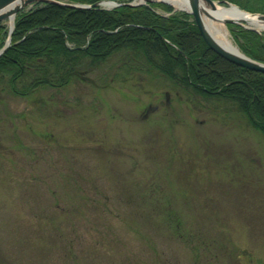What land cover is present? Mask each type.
<instances>
[{
    "label": "rangeland",
    "instance_id": "374dc122",
    "mask_svg": "<svg viewBox=\"0 0 264 264\" xmlns=\"http://www.w3.org/2000/svg\"><path fill=\"white\" fill-rule=\"evenodd\" d=\"M122 53L3 94L0 264H264V134Z\"/></svg>",
    "mask_w": 264,
    "mask_h": 264
},
{
    "label": "trees",
    "instance_id": "16d2710c",
    "mask_svg": "<svg viewBox=\"0 0 264 264\" xmlns=\"http://www.w3.org/2000/svg\"><path fill=\"white\" fill-rule=\"evenodd\" d=\"M36 1L15 15L13 29L0 21V100L4 93L29 96L42 87H62L84 78L108 56L123 52L130 69L158 74L191 102L224 100L264 134V72L237 65L208 47L192 15L149 1L111 8L100 0ZM264 13V0H218ZM88 3L79 8L66 3ZM237 47L264 62V33L228 23ZM122 53V54H123ZM124 55V54H123Z\"/></svg>",
    "mask_w": 264,
    "mask_h": 264
},
{
    "label": "water",
    "instance_id": "95a60500",
    "mask_svg": "<svg viewBox=\"0 0 264 264\" xmlns=\"http://www.w3.org/2000/svg\"><path fill=\"white\" fill-rule=\"evenodd\" d=\"M36 1H55V2H57L56 0H0V21L6 19L10 15H15L18 11H20L21 9H23L27 5L34 3ZM105 1L111 2V7L120 4V2H115L112 0H105ZM149 1H152V0H140L139 2H136V3L127 2V4L137 5V4L145 3V2H149ZM158 1L170 4V2H168L166 0H158ZM199 1L200 0H190V10H188L186 12L193 15L195 23L198 27V30H199L202 38L204 39V41L208 45V47L211 48L218 55L229 60L230 62H233L237 65H240V66H243V67H246L249 69L264 72V62L255 60V59L247 56L245 53H243L239 49H238L239 50L238 52L227 49V48L221 46L217 41H215L213 39V37L204 28V26L201 22L200 15H199ZM206 1L208 3H210L212 6H215V0H206ZM103 2H104L103 0H100V1L93 3L92 5L93 6L99 5ZM68 5L74 6V7H81V8H85V7L90 6V4L85 5V4H75V3H68ZM245 12L251 13L259 21H264V13L249 12V11H245ZM224 21H225V23H237L230 18H226ZM239 24L243 25L242 23H239ZM243 26L248 27V28H255L251 25H243ZM12 28H13V25L10 26L9 33H11ZM8 45H9V37L5 41V44L0 48V53H2L8 47Z\"/></svg>",
    "mask_w": 264,
    "mask_h": 264
},
{
    "label": "bare ground",
    "instance_id": "6f19581e",
    "mask_svg": "<svg viewBox=\"0 0 264 264\" xmlns=\"http://www.w3.org/2000/svg\"><path fill=\"white\" fill-rule=\"evenodd\" d=\"M56 1L58 2L59 0ZM166 1L170 2V4H172L175 8H179L180 10H184V11L190 10V0H166ZM59 3H64V2L59 1ZM103 3L106 6L111 5V2L109 1H104ZM66 4L68 5V3ZM15 15H10L5 19V22L8 27H10L13 24ZM199 15L204 28L213 37V39L217 41L221 46L235 52H238L239 50L237 46L233 44L229 38V30L224 21L226 18H230L237 23L251 25L257 28L258 30H261L260 32L264 31V21H259L254 15L245 12L244 10L239 8V6L231 2L227 5H222L215 2V6H212L206 0H200ZM8 34L10 33L8 32Z\"/></svg>",
    "mask_w": 264,
    "mask_h": 264
}]
</instances>
